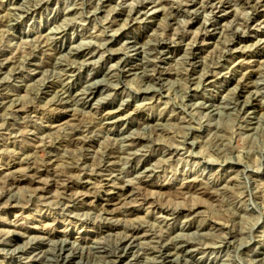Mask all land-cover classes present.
Returning a JSON list of instances; mask_svg holds the SVG:
<instances>
[{"label": "rangeland", "instance_id": "1", "mask_svg": "<svg viewBox=\"0 0 264 264\" xmlns=\"http://www.w3.org/2000/svg\"><path fill=\"white\" fill-rule=\"evenodd\" d=\"M79 1L0 0V264H264V0Z\"/></svg>", "mask_w": 264, "mask_h": 264}, {"label": "bare ground", "instance_id": "2", "mask_svg": "<svg viewBox=\"0 0 264 264\" xmlns=\"http://www.w3.org/2000/svg\"><path fill=\"white\" fill-rule=\"evenodd\" d=\"M79 1V0H78ZM98 1V0H97ZM219 1V0H218ZM80 2V1H79ZM212 2H214V0H208V2H206V6H208V5H213L212 4ZM83 3V2H82ZM187 3V2H186ZM228 2H221V3H219V4H221V5H225V4H227ZM215 4V3H214ZM180 6V5H179ZM203 6V5H202ZM201 6V7H202ZM209 6V7H210ZM246 6V5H245ZM249 6V5H248ZM177 7V6H176ZM204 7V6H203ZM237 7V6H236ZM244 7V6H243ZM217 8V7H216ZM104 9V8H103ZM130 9V8H129ZM215 9V8H214ZM30 10V9H29ZM118 11V10H117ZM226 11V10H225ZM235 11V10H234ZM138 13V12H137ZM221 13V12H220ZM171 14V13H170ZM9 16V15H8ZM7 16V17H8ZM87 16V15H86ZM93 16V15H92ZM125 16V15H124ZM167 17V16H166ZM128 18V17H127ZM232 18V17H231ZM230 18V19H231ZM239 18V17H238ZM214 19V18H213ZM229 20V19H228ZM118 21V20H117ZM232 21V20H231ZM229 22V21H228ZM246 22V21H245ZM244 22V23H245ZM2 23V22H1ZM121 24V23H120ZM127 24V23H126ZM204 25V24H203ZM106 26V25H105ZM108 26V25H107ZM237 26V25H236ZM241 28V27H240ZM229 29V28H228ZM235 29V28H234ZM232 30V29H231ZM238 30V29H237ZM205 31V30H204ZM222 31H224V30H222ZM200 33V32H199ZM220 33V32H219ZM179 34V33H178ZM109 35V34H108ZM47 37V36H46ZM37 39V38H36ZM108 39V38H107ZM111 39V38H110ZM48 41V40H47ZM245 44V43H244ZM260 45V44H259ZM36 49V48H35ZM72 53V52H71ZM143 55V54H142ZM52 58H54V57H52ZM13 60V59H12ZM5 61H6V59H5ZM241 62V61H240ZM8 64V63H7ZM202 65V64H201ZM120 70V69H119ZM123 70V69H122ZM145 72V71H144ZM74 74V73H73ZM219 74V73H218ZM142 75V74H141ZM243 75V74H242ZM241 79V78H240ZM201 81V80H200ZM117 82V81H116ZM60 83V82H59ZM193 85V84H192ZM241 87H242V85H241ZM115 89V88H114ZM60 90V89H59ZM81 90H83L82 88H81ZM60 92V91H59ZM54 93V92H53ZM75 93V92H74ZM56 95V94H55ZM55 98V97H54ZM67 99V98H66ZM71 99V98H70ZM56 100V99H55ZM51 103H52V101H51ZM55 103V102H54ZM24 104V103H23ZM70 104V103H69ZM31 105V104H30ZM33 105V104H32ZM29 107V106H28ZM53 107V106H52ZM69 107V106H68ZM61 109H62V107H61ZM65 109V108H64ZM59 110V109H58ZM1 112V111H0ZM16 112V111H15ZM36 113V112H35ZM108 113V112H107ZM1 115V114H0ZM1 117V116H0ZM87 120V119H86ZM80 121V120H79ZM83 121V120H82ZM70 122V121H69ZM81 122V121H80ZM78 124V123H77ZM84 125V124H83ZM71 126V125H70ZM50 128V127H49ZM79 129V128H78ZM99 129V128H98ZM102 129V128H101ZM80 130V129H79ZM156 131V130H155ZM42 132V131H41ZM86 132V131H85ZM84 132V133H85ZM98 133V132H97ZM77 135V134H76ZM142 137V136H141ZM127 138V137H126ZM87 139V138H86ZM60 140V139H59ZM69 140V139H68ZM81 140L79 139V138H75L74 140H73V144L74 143H80L81 144V142H80ZM45 142V141H44ZM47 142V141H46ZM186 142V141H185ZM71 143V144H72ZM142 143V142H141ZM135 146V145H134ZM91 147V146H90ZM138 147V146H137ZM44 148V147H43ZM136 148V147H135ZM139 148V147H138ZM191 148V147H190ZM76 149V148H75ZM130 149V148H129ZM145 149V148H144ZM137 150V149H136ZM177 150V149H176ZM40 151V150H39ZM102 151V150H101ZM110 151V150H109ZM118 151V150H117ZM128 151V150H127ZM32 152V151H31ZM147 152V151H146ZM116 153V152H115ZM150 153V152H149ZM102 154V153H101ZM108 154V153H107ZM112 154V153H111ZM143 154H145L144 152H143ZM103 155V154H102ZM86 156V155H85ZM113 156V155H112ZM122 156V155H121ZM125 156V155H124ZM137 159V158H136ZM70 160H71V158H70ZM122 160V159H121ZM106 161V160H105ZM108 161V160H107ZM76 162V161H75ZM28 162H24V163H13V164H24V165H26ZM87 163V162H86ZM12 164V165H13ZM47 164V163H46ZM93 166V165H92ZM18 167V166H17ZM32 167V166H31ZM56 167V166H55ZM136 167V166H135ZM241 167V166H240ZM21 168V167H20ZM30 168V167H29ZM25 170V169H24ZM40 170V169H39ZM243 170V169H242ZM132 171V170H131ZM237 171V170H236ZM244 171V170H243ZM80 172V171H79ZM14 173V172H13ZM42 173H43V171H38L37 172V178H35V179H31V180H29V183H32V185H34V186H36V189H39V190H43V189H45V190H47V189H49V188H55L56 190H58V189H60V190H62V191H69V193H70V191H72V190H74L75 188H77L78 189V187H80L81 185L78 183V182H73L72 180H70V178L68 177V176H66V174L65 175H56V174H54V173H51L52 175V178H51V176L50 177H48L49 178V180L46 182H43V180L41 181V179H40V177L39 176H41L42 175ZM22 174V173H21ZM109 176V175H108ZM43 178V177H42ZM47 178V179H48ZM51 178V179H50ZM94 178V177H93ZM21 179V178H20ZM19 178H17L16 180H13V181H11V182H13V183H18V182H21L22 180H20ZM46 179V178H45ZM82 179V178H81ZM195 179V178H194ZM97 182V181H96ZM101 182V181H100ZM85 183V182H84ZM91 183V182H90ZM224 183V182H223ZM222 183V184H223ZM79 184V185H78ZM31 185V184H30ZM141 186V185H140ZM174 186V185H173ZM218 186V185H217ZM18 187V186H17ZM28 187V186H27ZM177 187V186H176ZM194 187V186H193ZM189 187H187V186H184V187H181V188H177L178 190L175 192L176 193V195H178V194H180L184 189L186 190V189H188ZM76 189V190H77ZM135 189H137V188H135ZM195 189V188H194ZM131 190H132V188H131ZM54 191V190H53ZM133 191V190H132ZM138 191V190H137ZM82 192V191H81ZM97 192V191H96ZM134 192V191H133ZM169 192V191H168ZM194 192V191H193ZM211 192V191H210ZM76 193V192H75ZM128 193H130V192H128ZM191 193V192H190ZM36 194V193H35ZM65 194H67V193H65ZM90 194V193H89ZM167 194V193H166ZM78 195V194H77ZM151 195V194H150ZM155 195V194H154ZM197 195V194H196ZM139 196H141V200L142 201H146L148 198H150L149 196H147V194L145 195V194H141L140 193V195ZM139 196H137V197H139ZM135 197V196H134ZM182 197V196H181ZM217 197V196H216ZM77 198H79V197H77ZM121 198V197H120ZM172 198V197H171ZM81 199V198H80ZM131 199V198H130ZM174 199V198H173ZM190 199V198H189ZM213 199H214V197H213ZM23 200V199H22ZM82 200V199H81ZM135 200V199H134ZM163 200V199H162ZM176 200V199H175ZM178 200V199H177ZM14 201V200H13ZM57 201V200H56ZM134 203V202H133ZM17 204V203H16ZM152 204V203H151ZM136 205V204H135ZM184 205V204H183ZM168 207V206H167ZM5 208V207H4ZM171 208V207H170ZM50 209V208H49ZM171 211V210H170ZM195 212V211H194ZM73 213V212H72ZM62 214V213H61ZM193 215V214H192ZM76 217V216H75ZM165 217V216H164ZM168 217V216H167ZM166 217V218H167ZM49 219V218H48ZM171 220V219H170ZM147 222V221H146ZM140 225V224H139ZM139 227V226H138ZM198 227V226H197ZM152 228V227H151ZM174 228V227H173ZM184 228V227H183ZM138 231H139V229L138 228H135V229H132L130 232H131V236H133V235H135L136 236V233H138ZM124 232V231H123ZM153 235V234H152ZM163 235V234H162ZM116 236V235H115ZM6 241V240H5ZM140 241V240H139ZM169 242V241H168ZM147 244V243H146ZM197 244V243H196ZM158 245V244H157ZM101 246V245H100ZM200 246V245H199ZM34 247V246H33ZM195 247V246H194ZM89 248V247H88ZM93 248V247H92ZM109 248V247H108ZM110 248H113V247H110ZM109 248V249H110ZM166 248V247H165ZM66 249V248H65ZM102 249V248H101ZM161 249V248H160ZM59 250V249H58ZM90 250V249H89ZM178 250V249H177ZM114 251V250H113ZM68 252V251H67ZM80 252H82V251H80ZM144 252V251H143ZM168 252V251H167ZM205 252V251H204ZM27 253V252H26ZM83 253V252H82ZM90 254V253H89ZM94 254V253H93ZM104 254V253H103ZM121 254V253H120ZM80 256H81V254H79ZM7 256V255H6ZM14 256V255H13ZM19 257V256H18ZM99 257V256H98ZM98 257H96V258H98ZM139 257V256H138ZM36 259V258H35ZM100 259V258H99ZM117 259V258H116ZM41 260V259H40ZM86 260V259H85ZM96 260V259H95ZM87 261V260H86ZM98 261V260H97ZM144 262V261H143ZM176 262V261H175ZM51 263V262H50ZM92 263H93V261H92ZM141 263V262H140ZM44 264H46V263H44ZM85 264V263H84Z\"/></svg>", "mask_w": 264, "mask_h": 264}]
</instances>
